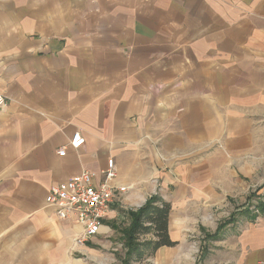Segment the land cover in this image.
Returning <instances> with one entry per match:
<instances>
[{"label": "crops", "instance_id": "0c3cea01", "mask_svg": "<svg viewBox=\"0 0 264 264\" xmlns=\"http://www.w3.org/2000/svg\"><path fill=\"white\" fill-rule=\"evenodd\" d=\"M0 94V264L92 256L45 196L108 158L125 203H170L158 260L191 212L264 188V0H0ZM234 218L208 263L264 264V211Z\"/></svg>", "mask_w": 264, "mask_h": 264}, {"label": "rangeland", "instance_id": "374dc122", "mask_svg": "<svg viewBox=\"0 0 264 264\" xmlns=\"http://www.w3.org/2000/svg\"><path fill=\"white\" fill-rule=\"evenodd\" d=\"M261 157V161H264V156ZM255 171L256 177L264 176V167H260ZM260 172L263 173L260 175ZM258 179L257 181H261ZM257 185L250 187V190L246 193L247 195L234 196L221 205L213 206L208 210L191 212L190 219L184 228L183 236L186 241L179 243L173 249L179 256L185 257L177 258L176 262H174L172 254L167 259L165 258L166 255H163L164 257L158 260L156 252L152 251L147 245L148 241L155 238L152 231L141 232L136 239L128 240L125 234V229L131 221L128 211L136 210L140 206L135 207V205L125 203L124 196L128 189L125 185L126 191L120 193L115 201L124 212L120 211L118 216H112L111 218L105 217L99 235L85 240L82 244L74 240V244L77 246L85 244L94 246L91 250L93 252L92 256L79 258L78 263L75 261L76 259L74 261L76 264H213L215 258L209 263L207 260L211 258L210 255L216 249L215 240L219 239L224 231L230 232L232 228V223L224 224V222L239 211L250 215L260 213V208L257 206L260 201L264 203V188L259 189L256 187ZM262 186L264 187V183ZM239 218L243 219L244 217ZM217 230L219 231L215 234Z\"/></svg>", "mask_w": 264, "mask_h": 264}, {"label": "built area", "instance_id": "2783aa9c", "mask_svg": "<svg viewBox=\"0 0 264 264\" xmlns=\"http://www.w3.org/2000/svg\"><path fill=\"white\" fill-rule=\"evenodd\" d=\"M5 106V99L0 94V108ZM84 143L80 131H74L68 145L77 149ZM58 155L66 153V146L58 150ZM100 179L94 180L96 172L83 170L67 180L49 186L45 200L55 206V212L60 219H75L81 225L74 240L83 243L97 236L108 215L111 205L118 199L120 193L126 191L124 184L113 182L116 172L112 158H108L105 168L99 171Z\"/></svg>", "mask_w": 264, "mask_h": 264}, {"label": "trees", "instance_id": "16d2710c", "mask_svg": "<svg viewBox=\"0 0 264 264\" xmlns=\"http://www.w3.org/2000/svg\"><path fill=\"white\" fill-rule=\"evenodd\" d=\"M257 207L260 208L259 214H261L264 211L263 201H260ZM169 212L170 203L162 200L156 194L149 196L138 209L128 211V215L131 217L130 224L125 229L128 240L136 239L141 232L152 231L155 238L147 242L152 251L160 246H174L177 242L170 238L168 232ZM259 214H254V217ZM233 221H235L234 215L229 217L224 224Z\"/></svg>", "mask_w": 264, "mask_h": 264}]
</instances>
